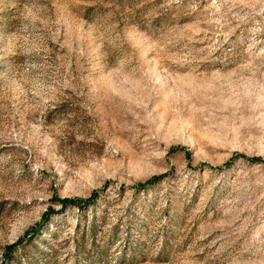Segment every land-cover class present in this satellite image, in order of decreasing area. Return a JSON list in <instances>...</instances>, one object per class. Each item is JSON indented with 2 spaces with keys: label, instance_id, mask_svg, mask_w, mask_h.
Returning a JSON list of instances; mask_svg holds the SVG:
<instances>
[{
  "label": "rangeland",
  "instance_id": "obj_1",
  "mask_svg": "<svg viewBox=\"0 0 264 264\" xmlns=\"http://www.w3.org/2000/svg\"><path fill=\"white\" fill-rule=\"evenodd\" d=\"M0 264H264V0H0Z\"/></svg>",
  "mask_w": 264,
  "mask_h": 264
},
{
  "label": "trees",
  "instance_id": "obj_2",
  "mask_svg": "<svg viewBox=\"0 0 264 264\" xmlns=\"http://www.w3.org/2000/svg\"><path fill=\"white\" fill-rule=\"evenodd\" d=\"M156 179H153L152 181H150L147 185L151 184L152 182H154ZM141 188V186H140ZM95 196L90 200V201H84L82 202L79 199H68L65 201H61L62 205H72V206H76L77 208H86L88 206H91V204L94 202Z\"/></svg>",
  "mask_w": 264,
  "mask_h": 264
}]
</instances>
